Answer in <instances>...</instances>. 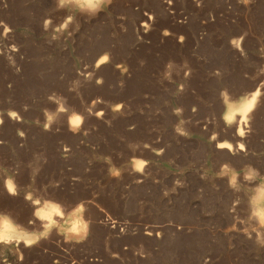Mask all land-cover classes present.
<instances>
[{
	"label": "rangeland",
	"instance_id": "374dc122",
	"mask_svg": "<svg viewBox=\"0 0 264 264\" xmlns=\"http://www.w3.org/2000/svg\"><path fill=\"white\" fill-rule=\"evenodd\" d=\"M77 2L85 0H70L68 9L58 8V0H0V21L14 30L0 46L19 45L20 52L13 55L22 67L16 73L0 55V112L4 113L0 139L16 147L21 161L30 160L33 152L46 151L48 162L38 183L62 181L55 195L69 215L75 201L91 199L93 192L98 194L87 212L93 220V260L101 257L104 264H204L208 258L210 264H264V228L253 215L264 206V185L259 179L244 180L240 172L243 165L250 164L264 175V156L251 154L264 151V101L256 110L253 133L246 141L248 156H231L227 150L216 151L199 140L200 135H207L201 132L207 117L224 113L227 106L236 109L249 104L251 90L264 92V0H251L248 7L238 0H203L200 7L194 0H113L106 11L77 9ZM69 15L73 20L60 33V39L53 41L51 34ZM45 19L51 21L47 31ZM165 30L169 35H164ZM181 34L185 37L182 44L178 43ZM242 34H246V56L230 45L233 37ZM105 50H110L112 63L102 66L98 73L104 85L88 83L80 95L69 93L76 58L91 63ZM169 60L177 64L186 60L193 70L179 96H173L174 84L159 78ZM140 61H144L143 67ZM115 64L127 67L128 72L122 77L123 67L115 70ZM216 69L222 77L210 75ZM172 75L177 78L176 68ZM121 79L124 87H115ZM222 87L231 94L224 93L221 102L218 93ZM52 90L67 97L70 119L72 109L83 111L92 99L102 97L105 103L97 107L105 110V120L111 126L90 118L86 127L97 131L87 136L72 135L64 127L61 114L59 131H43L36 121L42 119L43 109L56 107L48 100ZM120 102L130 105L126 116L110 110V105ZM25 104L30 109L22 113L23 122L7 116L9 108L21 110ZM173 105L183 107L181 117L172 114ZM193 105L198 107L196 113L191 111ZM181 118L188 121L186 129L195 135L183 138L173 133V124ZM238 118L236 114L233 120L238 123ZM131 124L136 125L134 130H129ZM17 128L27 135L24 148L18 147ZM221 135L230 138L231 132ZM157 137L160 143H155ZM129 141L166 148L159 157L141 150L144 159L153 161L147 168L152 175L142 178V183H135L139 174L126 171L120 180H113L103 162L88 165L94 154L111 156L117 166L125 164L132 154ZM65 144L70 148L68 160L57 150L62 152ZM209 153L217 168L228 161L240 172L232 189L228 188L227 173L221 179L202 178L201 166H207ZM9 158V148L0 147V161L10 163ZM74 176L80 180L73 182ZM176 180L181 183L165 197L163 191L173 188ZM17 181L21 186L30 182L27 170L21 169ZM0 212H10L26 222L31 209L22 194L9 196L0 185ZM1 222L0 230L5 233L19 229L8 218ZM121 227H125L124 234L119 231ZM228 228L233 230L226 234ZM157 232L161 237L157 238ZM141 245L150 255L141 258L135 254Z\"/></svg>",
	"mask_w": 264,
	"mask_h": 264
},
{
	"label": "clouds",
	"instance_id": "9594fccd",
	"mask_svg": "<svg viewBox=\"0 0 264 264\" xmlns=\"http://www.w3.org/2000/svg\"><path fill=\"white\" fill-rule=\"evenodd\" d=\"M170 2V0H169ZM197 7H200L203 0H194ZM251 0H238V3L243 4L248 7ZM113 0H85V2H77L75 7L77 9H93L98 11H106L110 9ZM58 8L68 9L71 7L70 0H58ZM122 20L123 17H120ZM152 19V17H150ZM73 20V16L69 15L64 23L57 27L51 34L50 38L53 41H58L60 39V33L63 32L70 21ZM51 21L45 19L43 21V27L47 31ZM147 28V25H144ZM0 42H3L9 38V34L14 30L5 25L3 21H0ZM123 29V25H121ZM124 30V29H123ZM68 37L72 35L69 32ZM164 35H169L168 31H164ZM246 34H242L239 37H233L230 41V45L234 50L240 52L241 56H246L247 53L244 50L243 42L245 40ZM67 38V37H65ZM185 37L181 34L178 37V43H183ZM20 52V46L16 43H10L6 46H0V55H4L8 61L9 67L14 68L16 73L22 71V67L17 64V61L13 54ZM200 59H203L201 57ZM111 52L110 50H105L101 52L93 62L87 63L82 61L80 58L75 60V78L69 81L67 91L71 94L80 95L85 84L94 83L97 87L104 85V80L99 71L102 66L106 64H111ZM141 67L144 66V61H140ZM123 67V71L120 72L123 77L124 74L128 72V68L121 64H115L114 69H120ZM177 69V78H173L172 71ZM192 68L190 64L184 60L177 64L175 61H167L164 65L163 70L159 74V78L163 82L171 83L175 85V92L173 96H179L185 87L187 82L192 75ZM43 78L44 74H39ZM211 76L219 78L222 77V73L219 69L214 70L210 73ZM61 80L64 79V75L60 74ZM12 84H8V88H12ZM115 87L123 88L124 80L121 79L117 82ZM253 91L252 103L248 106L247 110L242 114L244 119H239V122L235 120H229L224 123L223 113H213L201 124V132L207 133L206 136L200 135L199 139L206 143L210 148H214L216 151L227 150L228 154L231 156H237L243 154L244 156L249 155V148L247 146V138L253 133V121L256 110L264 101V92L259 89L251 90ZM231 94L230 90L226 87H222L219 90L218 98H223V94ZM50 103L56 105L53 109H43L42 119L37 118V125L42 128L45 132H51L53 130L59 131L57 127V121L61 114H64V127L72 135H91L97 129L93 128L89 130L86 127V122L90 118H95L97 120H102L106 125L111 126L109 120H105V110L103 108H98V104H103L105 101L102 97L94 98L89 104L84 106L83 111H77L72 109L73 117L68 118L67 109L70 106L67 104V97L63 93H57L52 90L48 96ZM30 105L25 104L21 110L9 108L7 110V116L14 122L21 123L24 120V112L29 111ZM130 105H125L123 102L117 103L115 105H110V110L113 114L118 116H126ZM142 111V110H141ZM159 111V110H157ZM184 109L180 105L172 106V114L177 117H181ZM193 113L198 111L197 105H193L191 108ZM4 123V113L0 112V125ZM188 121L186 119H179L177 123L173 124V133L178 137L189 138L195 135L192 131L186 129V124ZM223 124V127L220 125ZM135 124H131L129 130H134ZM231 132V137L227 135L222 137V133ZM16 137L19 139L20 143L18 147L24 148L25 141L27 140V135L21 128L16 129ZM123 140L124 138L121 137ZM161 138L157 137L155 143H160ZM7 146L10 150V163H5L0 161V185L2 189L9 196L16 197L22 194L25 203L30 207L31 214L26 222H22L16 218V216L10 212H0V219L8 218L15 224L19 226V229L14 232L5 233L0 230V264H24L25 252L33 248H42L45 243H55L57 247L61 245H81L88 241L92 231L93 220L87 215L88 207L92 203V199H98V194L93 192L91 194V199H80L75 201L73 207L71 208V214L69 215L64 211L65 205L61 202L59 198L56 197L55 192L61 187V180L49 179L46 183H38V177L40 176L44 166L48 162V157L46 151L43 149L38 152H33L32 157L28 161H21L17 158L16 147H13L10 142L0 139V147ZM63 151L60 148L57 150L60 153L62 159H70V148L65 144L62 145ZM128 147L131 149L132 154L129 160L120 166L113 163L111 156L103 154H94L91 159H88L87 163L91 166L94 162H103L106 167L107 176L113 180H120L125 172L129 175H138L135 183L139 184L143 182L142 178H148L152 174L147 171L149 166L153 165L152 160H147L143 158L141 150L151 151L155 156H163L166 148L165 147H154L153 144L144 141H129ZM252 155H262L264 156V151L259 153L252 152ZM207 166H201L203 176L202 178L221 179L225 178L227 173L228 188L232 189L234 187L235 177L244 173V180L259 179L261 185H264V175L259 173L258 169H254L253 165L245 164L243 165L240 172L235 170L234 166L228 162L223 161L219 163L217 168L215 163L211 159V153H209L208 160L205 161ZM171 165H169L170 167ZM21 169L27 170L30 178V182L27 185L21 186L17 181V176L20 174ZM88 169H86L87 171ZM73 182H78L80 177H72ZM158 182V181H157ZM181 182L179 180L174 181L173 188L166 189L163 191L165 197L169 196L170 192L174 191L176 186ZM215 186V185H214ZM239 203V199L235 202ZM102 210V209H101ZM259 220L260 227L264 228V206H262L258 211L253 213ZM129 226V225H127ZM233 228L225 229V233L232 231ZM259 235V230L254 228ZM120 233H125V227L120 228ZM135 232L136 229H133ZM147 236H151V233H145ZM157 238L161 237V233H156ZM55 238V239H54ZM264 243V239L261 240ZM109 250V249H106ZM45 253L48 252L47 248H43ZM141 258L148 255L141 245L139 251L135 253ZM113 256H118V254L113 253ZM37 264V262H33ZM53 264H61L59 259L53 260ZM72 264H76L73 260ZM204 264H210L208 258H205Z\"/></svg>",
	"mask_w": 264,
	"mask_h": 264
},
{
	"label": "crops",
	"instance_id": "0c3cea01",
	"mask_svg": "<svg viewBox=\"0 0 264 264\" xmlns=\"http://www.w3.org/2000/svg\"><path fill=\"white\" fill-rule=\"evenodd\" d=\"M55 239V238H54ZM43 248H47L45 253ZM59 259L61 264H72L75 260L76 264H104L101 257L92 258L91 235L87 242L81 245H61L56 246L55 243H45L42 248H33L25 252L24 264H53V260Z\"/></svg>",
	"mask_w": 264,
	"mask_h": 264
},
{
	"label": "bare ground",
	"instance_id": "6f19581e",
	"mask_svg": "<svg viewBox=\"0 0 264 264\" xmlns=\"http://www.w3.org/2000/svg\"><path fill=\"white\" fill-rule=\"evenodd\" d=\"M245 92V91H244ZM252 99H253V95L251 97V101L249 104H241L239 107H237L236 109H232L230 106H227L225 112L223 113V117L224 120L227 122L230 119L233 120L234 119V115L238 114L240 116V119H244V117H242V114L247 110L248 106L252 103ZM71 117V116H70ZM70 119V118H69ZM2 224V222L0 223ZM259 224V223H258ZM6 226H8V224H4ZM1 227V226H0ZM11 229V228H10ZM18 229V228H17ZM14 230V229H13ZM15 231V230H14ZM12 231V232H14ZM11 232V231H10Z\"/></svg>",
	"mask_w": 264,
	"mask_h": 264
},
{
	"label": "built area",
	"instance_id": "2783aa9c",
	"mask_svg": "<svg viewBox=\"0 0 264 264\" xmlns=\"http://www.w3.org/2000/svg\"><path fill=\"white\" fill-rule=\"evenodd\" d=\"M105 222H107L108 220H104Z\"/></svg>",
	"mask_w": 264,
	"mask_h": 264
}]
</instances>
